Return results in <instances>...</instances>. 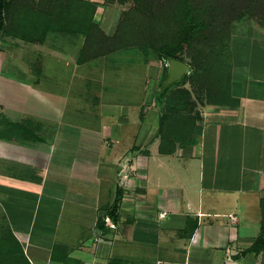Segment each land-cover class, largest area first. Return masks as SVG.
I'll return each mask as SVG.
<instances>
[{"label":"crops","instance_id":"crops-1","mask_svg":"<svg viewBox=\"0 0 264 264\" xmlns=\"http://www.w3.org/2000/svg\"><path fill=\"white\" fill-rule=\"evenodd\" d=\"M91 1L111 36L117 9ZM83 41L0 33V264H65L56 245L67 264H264V248L247 251L264 199V45L241 79L232 69L240 104L197 102L194 142L160 154L161 62L138 48L130 66L132 47L79 62ZM50 61L76 81L50 83ZM135 70L138 85L123 81ZM117 188L120 221L103 232L96 221Z\"/></svg>","mask_w":264,"mask_h":264},{"label":"trees","instance_id":"trees-1","mask_svg":"<svg viewBox=\"0 0 264 264\" xmlns=\"http://www.w3.org/2000/svg\"><path fill=\"white\" fill-rule=\"evenodd\" d=\"M132 1L108 36L94 22L95 1L0 0V33L36 43H43L49 33L81 35L84 41L79 62L127 47H138L148 59L160 61L158 152L172 154L176 148L193 143L200 133L193 114L197 102L185 84L196 93H205L212 105L240 104L232 92L231 23L255 19L264 25V0ZM169 59L186 63L190 70L163 87L168 76L164 62ZM122 195V189L117 188L113 202L103 209L105 216H98L96 226L103 232L109 230L104 217L118 224ZM260 206V233L248 252L264 248V199ZM59 249L58 245L53 248L52 258L67 264V249L63 255Z\"/></svg>","mask_w":264,"mask_h":264},{"label":"rangeland","instance_id":"rangeland-1","mask_svg":"<svg viewBox=\"0 0 264 264\" xmlns=\"http://www.w3.org/2000/svg\"><path fill=\"white\" fill-rule=\"evenodd\" d=\"M110 2L106 1L105 3L114 5L115 8L117 9L116 24L113 23L112 28H111V32L113 33L115 31L117 23L119 22L120 18L123 15V13L129 7H131L133 5V1L132 0H110ZM231 32H232L231 33V42H232V47H233L232 51H233V55L235 56V62H234L235 72H236L237 76L238 75L242 76L243 72H246V69H247L249 52L252 53L254 51V49L256 48V46L264 45V25L255 19H246V20H241V21H235V22L231 23ZM236 39H241V40H236ZM234 41H236V42H234ZM251 42H252V45H251ZM253 45L255 48L252 47ZM124 50H126V49H124ZM137 50H138V47L137 48L132 47V48H128V50H126V52L122 53L124 56V57L122 56L123 60H125L126 57H128V61H129L130 66L134 65V67H135L134 62H135L136 58L139 56ZM116 55L118 56V54H114V55L112 54L111 56H109L108 61L111 62V60L114 59V57H116ZM46 61L48 62V58H46ZM50 63H52V64H49L48 67L46 66V68L44 70L45 75L48 76V77H46V79L48 81H50V83L53 84L56 81H64L65 82L64 87H66L70 82L76 81V74L74 77L73 73L71 72L72 71L71 66H67V65L63 66V65H60L56 61H50ZM130 70H132V68H130ZM134 75H137L138 78L136 76H134L135 80L133 78H132L133 80H131L130 76L129 77L123 76L122 77L123 81H126V78H127V79H129L128 81H133V83H136V85H138L139 81H140L139 80L140 75L138 74V71H136V73ZM238 79H241V78L238 76ZM238 79L237 80L235 79V81L237 83H241V80H238ZM158 82L159 81H157V84H158ZM148 85H150V88H153L154 86H156V79L152 78L150 80V84H148ZM177 85H178L177 83L173 84V88L177 87ZM189 88H190V85H189ZM130 92H131V90H130ZM204 94L205 93L199 94V93H196V91H195L193 93V96H191V97H193L192 99L194 102H198L202 105L210 104L207 100V97ZM130 96H132L131 93H130ZM193 111H195V109ZM133 112L135 113V111H133ZM105 223H106V221H105ZM108 223L110 224L112 222L109 221ZM116 226L117 225L115 224L114 227H111V226H109V227L111 229L115 230ZM59 254H62L61 250H59Z\"/></svg>","mask_w":264,"mask_h":264},{"label":"water","instance_id":"water-1","mask_svg":"<svg viewBox=\"0 0 264 264\" xmlns=\"http://www.w3.org/2000/svg\"><path fill=\"white\" fill-rule=\"evenodd\" d=\"M189 71V66L175 59L168 60V76L164 85L171 84L181 79L182 75Z\"/></svg>","mask_w":264,"mask_h":264},{"label":"built area","instance_id":"built-area-1","mask_svg":"<svg viewBox=\"0 0 264 264\" xmlns=\"http://www.w3.org/2000/svg\"><path fill=\"white\" fill-rule=\"evenodd\" d=\"M164 64H165L166 66H168V60H165ZM232 219H235V217H232ZM105 221H106L107 224H109L108 222H109L110 220H109L108 217H105ZM109 226L114 227V224H113V223H110Z\"/></svg>","mask_w":264,"mask_h":264}]
</instances>
